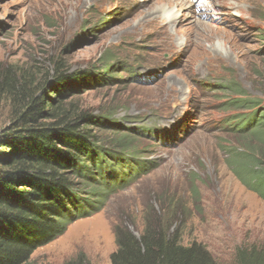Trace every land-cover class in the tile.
<instances>
[{"label":"rangeland","instance_id":"rangeland-1","mask_svg":"<svg viewBox=\"0 0 264 264\" xmlns=\"http://www.w3.org/2000/svg\"><path fill=\"white\" fill-rule=\"evenodd\" d=\"M164 1L0 0V66L50 68L61 57L73 73L109 56L132 66L138 79L128 81L116 68L121 83L87 87L76 99L83 108L94 114L113 109L118 125L136 131L169 129L179 114H189L176 147L155 146L145 133L137 137L155 169L35 250L30 264L77 258L110 264L116 227L137 237L145 213L158 221L166 206H176L175 214L168 211L169 231L177 229L185 245L202 244L219 264H232L237 247L264 246V201L229 158L232 148L239 153L238 137L208 129L231 112L222 108L223 94L201 85L234 83L264 104V0H224L222 7L216 0H178L174 19L164 13ZM106 19L110 23L98 29ZM7 113L1 102L0 132Z\"/></svg>","mask_w":264,"mask_h":264},{"label":"trees","instance_id":"trees-1","mask_svg":"<svg viewBox=\"0 0 264 264\" xmlns=\"http://www.w3.org/2000/svg\"><path fill=\"white\" fill-rule=\"evenodd\" d=\"M32 64L0 66V103L8 108L0 132V264H30L35 250L99 213L110 196L156 166L138 144L142 130L118 125L113 109L94 114L76 100L87 87L121 83L116 68L130 81L132 67L109 56L73 73L61 57L50 68ZM215 88L226 96L222 108L232 111L221 122H229L227 131L241 146L229 158L243 184L264 201V105L238 85ZM165 209L158 221L145 213L137 237L116 227L110 264H219L202 244L185 245L177 229L169 231L168 211L175 214L176 206ZM66 264L88 263L77 258ZM232 264H264V246L237 247Z\"/></svg>","mask_w":264,"mask_h":264},{"label":"bare ground","instance_id":"bare-ground-1","mask_svg":"<svg viewBox=\"0 0 264 264\" xmlns=\"http://www.w3.org/2000/svg\"><path fill=\"white\" fill-rule=\"evenodd\" d=\"M216 1H218V6H219V7H222V6H223V1H224V0H216ZM167 2H168V0H165V1H164V3H165L166 5H168V8L165 7V6H166L165 4L162 6V8L165 9V10H164V13L168 16L169 19H174V18L178 15V12H177L176 10H174L173 8H171V7L174 6V5H178L177 3H179V2H178V0H175V2H174L173 4H171V5H169ZM188 8H190V5H188ZM191 8H192V10L190 9L191 11L196 12V10L194 9V7L191 6ZM207 27H209V26H207ZM204 31H205V29H204ZM257 36H258V38L261 37L260 34H258ZM152 70H153V69H152ZM154 71H155V70H154ZM183 131H184V130H183Z\"/></svg>","mask_w":264,"mask_h":264},{"label":"clouds","instance_id":"clouds-1","mask_svg":"<svg viewBox=\"0 0 264 264\" xmlns=\"http://www.w3.org/2000/svg\"><path fill=\"white\" fill-rule=\"evenodd\" d=\"M232 84H234V83H232ZM232 84H229V85H232ZM206 85H208V84H206ZM229 85H227V86H223V85H221V86H223V87H228ZM236 85V84H235ZM218 86H220V85H218ZM217 92H219V93H221L222 94V92L223 91H217ZM223 96H225V95H223ZM260 100V99H259ZM261 101V100H260ZM262 102V101H261ZM262 104H263V102H262ZM264 105V104H263ZM231 113H232V111H230ZM230 125H229V122H226V123H224V126H223V128L222 129H220L219 131L220 132H222V133H225V134H229L230 133V131H227L230 127H229ZM239 150V149H238ZM230 155V154H229Z\"/></svg>","mask_w":264,"mask_h":264}]
</instances>
